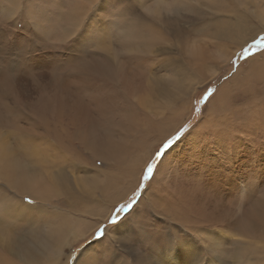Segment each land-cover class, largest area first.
I'll list each match as a JSON object with an SVG mask.
<instances>
[{
	"label": "rangeland",
	"instance_id": "rangeland-1",
	"mask_svg": "<svg viewBox=\"0 0 264 264\" xmlns=\"http://www.w3.org/2000/svg\"><path fill=\"white\" fill-rule=\"evenodd\" d=\"M220 4H224L222 10L227 19H234V13L248 18L241 33L229 39L216 33L224 23L216 21V7ZM75 7H82L78 20H74L78 12ZM125 25L131 29L149 26L160 39L152 43L147 53L124 50L122 43L132 39L120 38L117 30ZM101 27L111 34L116 32V36L99 37ZM68 37L71 38L66 41ZM0 50L12 56H33L35 60L28 64L39 73H50L52 67L75 52L98 59L147 56L140 97L135 93L129 107L141 127L155 121L163 123V131L171 128L159 141L155 131L137 145L128 142L133 138L127 140L131 149L123 156L122 171L129 168L123 184L107 194L101 186L90 189L86 183L91 175L104 179L112 174L116 170L114 163L110 160L114 167L108 166L106 161L97 159L100 155H91L77 143L72 148L81 159L66 152L67 159L59 161L54 157L57 149L41 150L54 164L50 168L52 175L57 171L62 175L58 183L52 178L42 186L39 199L29 192L7 190L6 182L0 179V200L6 199L13 210L9 217L0 219L2 258L10 264H72L78 252L76 264H264V240L244 236L231 227L214 226L207 229L223 241V248L211 253L213 236L208 240V231L192 232L154 208L151 198L158 194L152 192L153 187L150 189L163 156L167 161L160 166V179L156 181L166 184L172 161L177 169L187 167L196 172L210 162L207 156L222 151L206 144L210 138L206 126L224 116L208 105L211 98L220 96L222 111L229 113L228 124L234 129L228 141L242 137L236 126L241 122L238 114L254 105L248 99L255 98V107H262L260 114L264 119V77L257 76L259 70H252L259 67L249 65L252 57L264 65V0H0ZM200 52L207 58L196 59L201 63L198 67L194 54ZM47 82L46 77L37 79L41 85ZM20 83L33 88L25 78ZM27 94L23 103L41 97L36 90H28ZM261 124L257 130L264 128ZM16 132L9 125L1 126L0 144L13 147L12 135ZM189 135L193 145L183 143ZM254 140H245L251 157L243 173L245 181L256 177V173L249 174L250 167L255 166ZM153 161V174L145 180L144 171ZM172 174L179 176L178 170ZM121 206L124 210L118 211ZM97 230L102 232L99 237ZM56 239L59 241L54 242ZM185 240L189 244L184 245Z\"/></svg>",
	"mask_w": 264,
	"mask_h": 264
},
{
	"label": "bare ground",
	"instance_id": "bare-ground-1",
	"mask_svg": "<svg viewBox=\"0 0 264 264\" xmlns=\"http://www.w3.org/2000/svg\"><path fill=\"white\" fill-rule=\"evenodd\" d=\"M222 7L224 4L216 7V21L220 24L224 20L216 33L222 38L229 39L241 33L239 31L248 18L244 14L234 13L236 14L233 16L234 19H227ZM81 8L75 7L78 12L74 20L76 18L78 20L77 16L82 12ZM115 33L111 34L101 27L98 36L114 38ZM118 35L120 38L132 39V41H124L121 45L122 49L142 53H147L152 43L160 39L149 26L143 25H138L136 29L122 26L117 30ZM194 57L195 65L198 67L201 63L196 59L207 58L206 54L201 52L195 53ZM34 60L33 56L22 54L12 56L0 50V127L9 125L17 131L14 136L11 133L15 140L13 147L6 148L5 145L0 144V179L6 182V189H11L14 193L29 192L36 198L42 197L40 195L42 186L49 183L52 178L58 183L62 173L57 171L52 175L50 168L54 164L41 153V150L57 149L54 157L59 161L67 159L64 158L66 152L81 159V155L72 148L76 143L91 155H100L97 159L106 161L108 166H113V162L116 167V170L104 179L91 175L86 183L87 187L92 189L99 185L103 193L117 189L118 185L123 184V176L129 168L122 171L123 156L129 154L131 149L127 140L133 138L134 140L128 142L137 145L147 136H152L151 133L155 131L154 136L159 141L165 138L171 129L163 131V123L155 121H150L149 126L143 128L130 109L134 94L140 97L142 80L146 76L148 67V57L138 54L119 60L117 55L109 59H98L88 58L86 54L75 52L70 54L68 59L52 67L50 73L33 71L28 62ZM249 65L259 67L252 70H259L257 76L264 77L262 62H256L252 57L249 59ZM41 77L48 79L45 85L37 83V79ZM22 78L27 79L28 86L33 88L21 84ZM28 90L40 91V99L23 103L29 96ZM247 102H253L254 105L246 107L243 109L245 112L238 114L241 122L236 126L242 137L236 136L237 138L228 141L234 129V126L228 124L226 114L229 113L222 111L224 107L220 96L211 98L208 105L218 111L217 114L224 116L211 120L205 128L210 134V138L206 141L208 147L222 148L216 156H207L210 162L201 167L198 165L196 172H192V169L187 167L177 169L176 163L172 161L167 172L168 176L165 177L167 183L161 184L160 180H156L160 179V166L167 161L163 156L162 163L154 173L150 189L153 187L152 192L156 191L158 195L151 198L152 206L159 208L171 220L192 232L198 230V233H204L208 231L207 228L214 226L231 227L244 236L264 240V186H262L264 128L256 129L261 123L264 126V119L260 114L262 107L258 109L255 107L257 102L255 98L248 99ZM60 125L64 127L58 128ZM72 129L73 131H70ZM189 138L190 135L185 136L183 143L193 145ZM251 138H255L256 152L255 166L250 167L252 172L249 174L256 173V177H252L251 180L247 178L245 181L243 173L251 159L247 151L249 145L245 144V140ZM242 139L244 140L241 141ZM198 140L200 141L199 138ZM244 145L245 147L235 150ZM16 152H19V155ZM172 156L169 155V158ZM220 163L223 166H219ZM175 170H178V177L172 174ZM51 186L53 188V185ZM8 204L6 199L0 200V212L3 213L0 214V219L9 217L13 213ZM213 233L209 230L205 238L209 240L213 236L211 253H219L223 248V241ZM201 236L204 238V235ZM56 241L58 242L59 239L54 240ZM182 243L189 244L188 240ZM175 253L177 252L174 250V258ZM212 256L217 259V255ZM167 257L169 262H172L171 258ZM0 264L10 263L5 257L0 256Z\"/></svg>",
	"mask_w": 264,
	"mask_h": 264
},
{
	"label": "snow or ice",
	"instance_id": "snow-or-ice-1",
	"mask_svg": "<svg viewBox=\"0 0 264 264\" xmlns=\"http://www.w3.org/2000/svg\"><path fill=\"white\" fill-rule=\"evenodd\" d=\"M70 38H71V37H68V38L66 39V41H68ZM169 143H170V141H169ZM156 156H157V157L160 156V152H159V151L156 153ZM154 167H155V161H153L152 163H149V164L147 165V168H146V170L144 171V174H143V179L147 180V179L153 174V169H154ZM29 203H31V201H29ZM123 210H124V206H121V207L118 209V211H123ZM115 219H116V216L113 215V222L115 221ZM101 235H102V232H101L100 230H97V232H96V236L99 237V236H101ZM78 255H79V253L77 252L75 258H74L73 261H72V264H76V261H77Z\"/></svg>",
	"mask_w": 264,
	"mask_h": 264
}]
</instances>
